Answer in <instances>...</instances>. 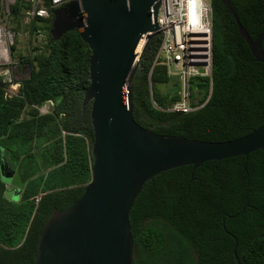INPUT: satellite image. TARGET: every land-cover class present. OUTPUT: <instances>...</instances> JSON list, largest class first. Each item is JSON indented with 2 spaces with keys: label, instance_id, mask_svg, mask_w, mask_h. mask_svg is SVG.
<instances>
[{
  "label": "trees",
  "instance_id": "16d2710c",
  "mask_svg": "<svg viewBox=\"0 0 264 264\" xmlns=\"http://www.w3.org/2000/svg\"><path fill=\"white\" fill-rule=\"evenodd\" d=\"M228 1L255 39L264 29V0ZM210 4L209 99L188 112L168 110L181 99L180 83L161 62L152 67L160 43L154 35L129 84L133 117L142 127L225 141L264 123V62L254 58L222 0ZM9 8L10 31L29 35L18 62L30 66L16 89L0 77V148L19 192L16 200L6 197L0 175V264H35L46 220L78 199L90 180L91 101L84 105L83 93L91 51L76 30L53 39L52 12L26 22L30 3L16 0ZM10 47L16 50V38ZM191 83L190 98L202 103L207 79ZM192 168H171L143 184L129 214L134 264H237L235 244L240 264H264V149L205 161L193 176Z\"/></svg>",
  "mask_w": 264,
  "mask_h": 264
},
{
  "label": "water",
  "instance_id": "95a60500",
  "mask_svg": "<svg viewBox=\"0 0 264 264\" xmlns=\"http://www.w3.org/2000/svg\"><path fill=\"white\" fill-rule=\"evenodd\" d=\"M222 2L254 58L264 62V29L252 39L229 1ZM157 5V0H72L52 10L53 39L76 30L91 51L83 104L91 101L92 165L81 196L54 209L43 225L35 264H134L129 214L146 181L183 165L193 166V176L205 161L264 149V123L234 139L208 141L159 134L134 120L129 84L148 41L159 33L149 16ZM0 175L12 190L13 171L5 160ZM234 254L240 264L236 244Z\"/></svg>",
  "mask_w": 264,
  "mask_h": 264
},
{
  "label": "built area",
  "instance_id": "2783aa9c",
  "mask_svg": "<svg viewBox=\"0 0 264 264\" xmlns=\"http://www.w3.org/2000/svg\"><path fill=\"white\" fill-rule=\"evenodd\" d=\"M16 0H0V38L9 24L10 5ZM30 3L24 20L32 17H48L57 7L72 0H21ZM80 2V0H77ZM153 11L149 9L152 22L158 26L160 43L152 67L161 62L167 67L169 75L176 76L180 83L181 99L174 102L168 110L188 112L205 104L212 88V24L213 13L210 0H157ZM27 70V69H26ZM25 70V71H26ZM199 78L207 79L208 94L202 103L198 98H190L191 82ZM194 102L197 106L192 107ZM46 110L40 108L41 112Z\"/></svg>",
  "mask_w": 264,
  "mask_h": 264
},
{
  "label": "rangeland",
  "instance_id": "374dc122",
  "mask_svg": "<svg viewBox=\"0 0 264 264\" xmlns=\"http://www.w3.org/2000/svg\"><path fill=\"white\" fill-rule=\"evenodd\" d=\"M6 29L8 30L9 26H7ZM14 38H16V50H12L10 47ZM0 44H4L7 55H9V58L6 59L0 53V77L8 83L10 88L16 89L19 85V81L27 74V71H24L26 70L25 67L18 62V53L24 54L26 49L29 48V35L26 32L20 31L16 34L13 33L12 36H10L5 30L4 34L0 38ZM17 69H19V71H16L15 73V70ZM42 109L46 110V107H42ZM1 149L2 148H0V161L4 159ZM15 190L7 189L5 191V196L13 200L18 199L17 197L19 196V192L17 189Z\"/></svg>",
  "mask_w": 264,
  "mask_h": 264
},
{
  "label": "bare ground",
  "instance_id": "6f19581e",
  "mask_svg": "<svg viewBox=\"0 0 264 264\" xmlns=\"http://www.w3.org/2000/svg\"><path fill=\"white\" fill-rule=\"evenodd\" d=\"M6 44V43H5ZM3 45V46H2ZM0 53L6 58V59H8L9 58V55H7V52H6V50H5V46H4V44H0Z\"/></svg>",
  "mask_w": 264,
  "mask_h": 264
},
{
  "label": "flooded vegetation",
  "instance_id": "af4514ba",
  "mask_svg": "<svg viewBox=\"0 0 264 264\" xmlns=\"http://www.w3.org/2000/svg\"><path fill=\"white\" fill-rule=\"evenodd\" d=\"M16 71H19V69H17V70H15V73H16ZM25 71V70H24ZM27 72H28V70H26Z\"/></svg>",
  "mask_w": 264,
  "mask_h": 264
},
{
  "label": "crops",
  "instance_id": "0c3cea01",
  "mask_svg": "<svg viewBox=\"0 0 264 264\" xmlns=\"http://www.w3.org/2000/svg\"><path fill=\"white\" fill-rule=\"evenodd\" d=\"M2 152V151H1ZM4 160V159H3Z\"/></svg>",
  "mask_w": 264,
  "mask_h": 264
},
{
  "label": "clouds",
  "instance_id": "9594fccd",
  "mask_svg": "<svg viewBox=\"0 0 264 264\" xmlns=\"http://www.w3.org/2000/svg\"><path fill=\"white\" fill-rule=\"evenodd\" d=\"M52 12V11H51Z\"/></svg>",
  "mask_w": 264,
  "mask_h": 264
}]
</instances>
